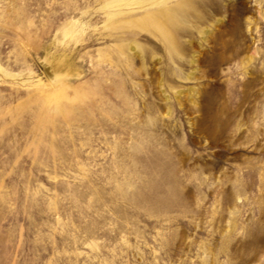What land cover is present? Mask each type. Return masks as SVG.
Here are the masks:
<instances>
[{
    "label": "rangeland",
    "instance_id": "rangeland-1",
    "mask_svg": "<svg viewBox=\"0 0 264 264\" xmlns=\"http://www.w3.org/2000/svg\"><path fill=\"white\" fill-rule=\"evenodd\" d=\"M0 264H264V0H0Z\"/></svg>",
    "mask_w": 264,
    "mask_h": 264
},
{
    "label": "bare ground",
    "instance_id": "bare-ground-1",
    "mask_svg": "<svg viewBox=\"0 0 264 264\" xmlns=\"http://www.w3.org/2000/svg\"><path fill=\"white\" fill-rule=\"evenodd\" d=\"M136 1H144V0H136ZM170 14L173 15L172 13H170ZM260 75H262V74L256 72L255 78L248 79L245 82V85H241V88H239L237 86H233L231 88V90H230L231 92H230V96L228 98V101L230 103H233L236 105V109L232 112L231 116H234L236 114L237 110L239 109V107H241L245 102H247L250 97L255 96V99L260 98L259 94L252 93V89H253L254 85H256L255 81L259 80ZM198 191L202 196L204 195V193L206 191V188L204 187V181L203 180H201L199 183Z\"/></svg>",
    "mask_w": 264,
    "mask_h": 264
}]
</instances>
